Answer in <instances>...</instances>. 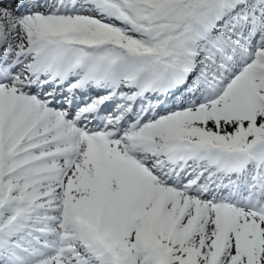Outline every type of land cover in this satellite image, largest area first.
Masks as SVG:
<instances>
[{
	"label": "snow or ice",
	"instance_id": "6c2138e0",
	"mask_svg": "<svg viewBox=\"0 0 264 264\" xmlns=\"http://www.w3.org/2000/svg\"><path fill=\"white\" fill-rule=\"evenodd\" d=\"M0 264H264V0H0Z\"/></svg>",
	"mask_w": 264,
	"mask_h": 264
}]
</instances>
